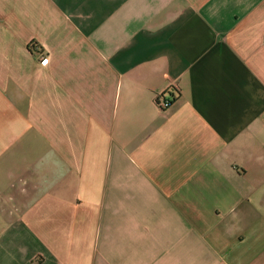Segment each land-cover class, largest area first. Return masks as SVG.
I'll list each match as a JSON object with an SVG mask.
<instances>
[{"label": "crops", "instance_id": "0c3cea01", "mask_svg": "<svg viewBox=\"0 0 264 264\" xmlns=\"http://www.w3.org/2000/svg\"><path fill=\"white\" fill-rule=\"evenodd\" d=\"M0 264H264V0H0Z\"/></svg>", "mask_w": 264, "mask_h": 264}, {"label": "built area", "instance_id": "2783aa9c", "mask_svg": "<svg viewBox=\"0 0 264 264\" xmlns=\"http://www.w3.org/2000/svg\"><path fill=\"white\" fill-rule=\"evenodd\" d=\"M46 60L47 58H44L42 62L44 63ZM169 91L170 90L162 92L158 94V96L156 97V104L160 110H166L170 108L176 100V97H177L176 91L171 90L170 92L173 93L171 94V96H169Z\"/></svg>", "mask_w": 264, "mask_h": 264}, {"label": "trees", "instance_id": "16d2710c", "mask_svg": "<svg viewBox=\"0 0 264 264\" xmlns=\"http://www.w3.org/2000/svg\"><path fill=\"white\" fill-rule=\"evenodd\" d=\"M37 49V46L34 45H31V50H36Z\"/></svg>", "mask_w": 264, "mask_h": 264}]
</instances>
